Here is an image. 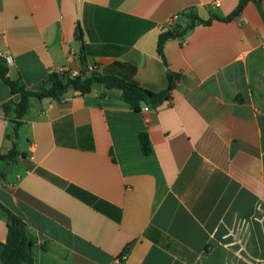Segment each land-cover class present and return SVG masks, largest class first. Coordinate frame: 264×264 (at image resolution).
Listing matches in <instances>:
<instances>
[{"label": "crops", "instance_id": "crops-1", "mask_svg": "<svg viewBox=\"0 0 264 264\" xmlns=\"http://www.w3.org/2000/svg\"><path fill=\"white\" fill-rule=\"evenodd\" d=\"M239 2L0 0V57L26 90L60 69L153 93L175 77L140 111L99 84L32 97L13 138L3 105L20 96L0 80V154L19 153L0 162V243L5 209L33 264H264V0L226 20ZM187 11L210 23L185 30Z\"/></svg>", "mask_w": 264, "mask_h": 264}, {"label": "trees", "instance_id": "trees-1", "mask_svg": "<svg viewBox=\"0 0 264 264\" xmlns=\"http://www.w3.org/2000/svg\"><path fill=\"white\" fill-rule=\"evenodd\" d=\"M249 1L258 0H240L236 10L226 19L230 20L235 17ZM184 19L190 21L185 30H188L195 24L208 25L210 21H202L198 19L192 11H187L183 15ZM174 31V32H173ZM176 28L163 33L159 36L157 42V53L163 56V46L167 39L177 36ZM168 87L160 93L150 92L134 82H129L115 76L101 75L96 72L87 74L85 70L80 72V76L70 78L68 73L52 72L43 82L42 88L37 91L26 90L18 80H11L8 77V66L5 59L0 57V80H2L9 88L12 94L19 95L20 100L17 103L9 102L3 105L6 115L11 113V122L13 123V133L10 138L17 134V130L21 125V119L28 111V101L34 97L37 99L51 98L60 100L68 89H73L81 94L89 93L94 84H99L106 89H117L121 92L122 100L127 103L135 111L142 109L141 103L145 102L147 107L157 108L161 105L162 100L166 99L169 91L173 88L175 80L168 70L166 71ZM139 145L145 156L150 155V143L146 133L139 134ZM19 156L12 143L10 151L6 154H0L1 161H15ZM1 207V206H0ZM4 209V208H3ZM7 216V237L4 243H0V264H33L32 247L33 241L27 225L17 216L4 209Z\"/></svg>", "mask_w": 264, "mask_h": 264}, {"label": "built area", "instance_id": "built-area-1", "mask_svg": "<svg viewBox=\"0 0 264 264\" xmlns=\"http://www.w3.org/2000/svg\"><path fill=\"white\" fill-rule=\"evenodd\" d=\"M211 5L214 7V8H218L220 7V3L218 1H213L211 3ZM179 20V15H173L172 17H170V19H168L167 23H166V27L168 28H171L174 24H176V22ZM93 71V68H89L87 69V73H90ZM59 73H66L65 69H60L59 70ZM69 77L70 78H76L78 76H80V72L78 71H72V72H69L68 73ZM144 110H147L148 108L145 107L143 108Z\"/></svg>", "mask_w": 264, "mask_h": 264}, {"label": "water", "instance_id": "water-1", "mask_svg": "<svg viewBox=\"0 0 264 264\" xmlns=\"http://www.w3.org/2000/svg\"><path fill=\"white\" fill-rule=\"evenodd\" d=\"M141 107H142V108L147 107L146 103H145V102H142V103H141Z\"/></svg>", "mask_w": 264, "mask_h": 264}]
</instances>
